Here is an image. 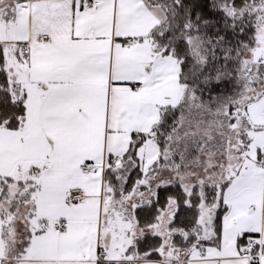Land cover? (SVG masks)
Wrapping results in <instances>:
<instances>
[{
	"label": "snow or ice",
	"instance_id": "6c2138e0",
	"mask_svg": "<svg viewBox=\"0 0 264 264\" xmlns=\"http://www.w3.org/2000/svg\"><path fill=\"white\" fill-rule=\"evenodd\" d=\"M0 264H264V0H0Z\"/></svg>",
	"mask_w": 264,
	"mask_h": 264
}]
</instances>
